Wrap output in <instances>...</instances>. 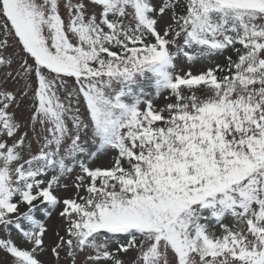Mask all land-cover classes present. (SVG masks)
Masks as SVG:
<instances>
[{
	"label": "snow or ice",
	"instance_id": "6c2138e0",
	"mask_svg": "<svg viewBox=\"0 0 264 264\" xmlns=\"http://www.w3.org/2000/svg\"><path fill=\"white\" fill-rule=\"evenodd\" d=\"M0 264H264V0H0Z\"/></svg>",
	"mask_w": 264,
	"mask_h": 264
}]
</instances>
